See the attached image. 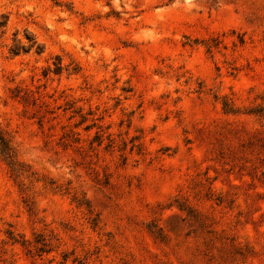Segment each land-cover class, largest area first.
<instances>
[{"label": "rangeland", "instance_id": "1", "mask_svg": "<svg viewBox=\"0 0 264 264\" xmlns=\"http://www.w3.org/2000/svg\"><path fill=\"white\" fill-rule=\"evenodd\" d=\"M1 136L0 264H264V0H0Z\"/></svg>", "mask_w": 264, "mask_h": 264}, {"label": "trees", "instance_id": "2", "mask_svg": "<svg viewBox=\"0 0 264 264\" xmlns=\"http://www.w3.org/2000/svg\"><path fill=\"white\" fill-rule=\"evenodd\" d=\"M29 41L30 43L28 45L17 44L13 46L12 48H10V53L12 55H19L22 52L28 53L33 49H36V52L38 54H41L43 52V50L41 49V46L37 43L35 39H30ZM0 139L2 141L3 146L7 148V140L4 138V136H1Z\"/></svg>", "mask_w": 264, "mask_h": 264}]
</instances>
